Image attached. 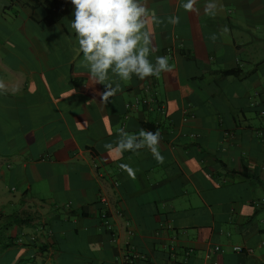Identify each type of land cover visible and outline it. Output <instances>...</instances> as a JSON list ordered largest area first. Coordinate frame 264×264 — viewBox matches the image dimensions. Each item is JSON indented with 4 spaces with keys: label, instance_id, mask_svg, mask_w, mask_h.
Returning a JSON list of instances; mask_svg holds the SVG:
<instances>
[{
    "label": "crops",
    "instance_id": "crops-1",
    "mask_svg": "<svg viewBox=\"0 0 264 264\" xmlns=\"http://www.w3.org/2000/svg\"><path fill=\"white\" fill-rule=\"evenodd\" d=\"M147 5L171 70L105 100L71 4L46 24L0 0V264H264V0ZM120 127L159 130L163 160L110 152Z\"/></svg>",
    "mask_w": 264,
    "mask_h": 264
},
{
    "label": "clouds",
    "instance_id": "clouds-1",
    "mask_svg": "<svg viewBox=\"0 0 264 264\" xmlns=\"http://www.w3.org/2000/svg\"><path fill=\"white\" fill-rule=\"evenodd\" d=\"M73 6L71 28L74 30L77 47L82 53L81 65L88 70L95 83H103L102 99L113 96L121 89L122 81H129L135 75L140 79L159 76L170 71L167 55L151 57L152 33L149 18L154 25L161 23L155 10L147 0H70ZM185 11H198L197 0H179ZM217 0H204V13L215 15ZM170 23H178V15L170 16ZM5 85L0 82V88ZM115 146L105 147L116 155L124 151H138L148 148L157 160H163L159 150L161 133L140 129L129 133L124 127L117 129ZM122 167L132 172L129 165Z\"/></svg>",
    "mask_w": 264,
    "mask_h": 264
},
{
    "label": "trees",
    "instance_id": "trees-1",
    "mask_svg": "<svg viewBox=\"0 0 264 264\" xmlns=\"http://www.w3.org/2000/svg\"><path fill=\"white\" fill-rule=\"evenodd\" d=\"M36 3L38 0H33ZM70 0H42L44 10V22L51 24L57 22L70 8ZM233 70L226 71L227 74L234 73Z\"/></svg>",
    "mask_w": 264,
    "mask_h": 264
},
{
    "label": "built area",
    "instance_id": "built-area-1",
    "mask_svg": "<svg viewBox=\"0 0 264 264\" xmlns=\"http://www.w3.org/2000/svg\"><path fill=\"white\" fill-rule=\"evenodd\" d=\"M137 101V100H136ZM135 101V102H136ZM144 102H146L147 100H143ZM129 105H131V104H129ZM102 215V217H106V215H105V213H102L101 214ZM219 249V246L218 245H216V246H214L213 247V250L214 251H216V250H218ZM232 249L234 250V251H243L244 250V248L242 247V246H240V245H234L233 247H232ZM204 264H214V262L213 261H206Z\"/></svg>",
    "mask_w": 264,
    "mask_h": 264
},
{
    "label": "rangeland",
    "instance_id": "rangeland-1",
    "mask_svg": "<svg viewBox=\"0 0 264 264\" xmlns=\"http://www.w3.org/2000/svg\"><path fill=\"white\" fill-rule=\"evenodd\" d=\"M1 7V6H0Z\"/></svg>",
    "mask_w": 264,
    "mask_h": 264
}]
</instances>
